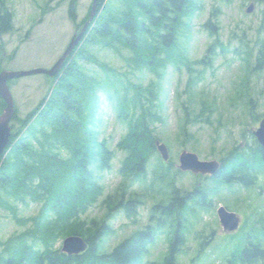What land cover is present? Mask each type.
<instances>
[{
    "label": "trees",
    "instance_id": "16d2710c",
    "mask_svg": "<svg viewBox=\"0 0 264 264\" xmlns=\"http://www.w3.org/2000/svg\"><path fill=\"white\" fill-rule=\"evenodd\" d=\"M253 1L262 4L264 17V0ZM4 3L5 0H0V34L13 29V13ZM76 5L77 0H70L68 14L80 30L89 17L92 3L80 21L76 19ZM201 6L199 0H97L93 20L64 61L60 73L49 77L45 96L24 117L18 115L17 109L12 117L10 142L0 157V205L24 228L5 239L0 238V264L143 263L148 245L155 238V230L153 233L149 224L108 252H101L99 245L111 232L107 222L115 211L122 209L133 214L136 210L138 198L136 192L129 189L146 181L148 163L157 152L155 141L159 137L155 121L161 117L155 101L159 92L153 81L144 84L124 78L89 47L100 45L111 49L135 69L158 76L163 75L169 63L178 69L181 63L188 70L195 62L207 63L216 53L218 20L211 18L204 25L210 30L213 42L202 58L189 60L178 44L179 36L191 31L186 20ZM213 11L211 17L217 19L218 8ZM123 48L130 54L125 56ZM84 60L96 65L102 75L89 72L82 64ZM263 62L264 43L257 51L253 69L259 70ZM196 82L193 75L188 76L185 91L191 93ZM102 95L116 100L113 105L126 124L125 133L117 142V147L124 152L119 168L123 181L114 193L105 195L102 200L108 206L106 218L84 220L82 215L104 193L98 171L108 170L114 155L107 140L99 139L97 126ZM247 102L252 121L258 122L264 113L256 112L251 95ZM4 107L5 102L0 98V113ZM188 121L186 114L185 122ZM240 136L242 141H236L219 156L217 174L206 176L209 184L247 187L264 174V147L250 128L242 130ZM166 167L158 158L153 169L154 183L166 179L167 172L163 171ZM176 173L181 171L176 170ZM175 178L172 174L168 180L167 204L159 202L154 206L161 211L159 226L178 220L183 207L210 202L208 189L194 186L181 192L176 188ZM18 202H36L39 209L35 215L21 216ZM178 222L173 236L168 237L163 264H179L177 256L185 243V227ZM259 227L252 229L253 234L243 240L244 245L232 251L228 264H255L264 258V225ZM70 234L85 238L88 246L83 252L68 255L57 245Z\"/></svg>",
    "mask_w": 264,
    "mask_h": 264
},
{
    "label": "rangeland",
    "instance_id": "374dc122",
    "mask_svg": "<svg viewBox=\"0 0 264 264\" xmlns=\"http://www.w3.org/2000/svg\"><path fill=\"white\" fill-rule=\"evenodd\" d=\"M69 2L70 0H5L4 4L13 13V29L0 34L2 69L19 71L50 68L77 32L68 14ZM92 2L93 0H77V21L87 14ZM199 2L202 3L201 9L186 20L191 31L180 35L178 44L189 60L202 58L208 45L213 42V36L204 23L209 18L212 21L218 20L216 53L211 55L207 63L195 62L188 70L181 63L178 65L179 69L175 64L169 63L163 70V75L158 76L146 70L135 69L111 49L100 45L89 47L101 60L119 70L124 78L144 84L153 81L157 86L159 93L155 103L161 120L155 121L156 133L158 140L167 146L169 152L166 162L158 152L153 153L147 166L146 181L129 189L136 192L138 198L135 212L127 214L121 209L113 213L107 222L111 232L103 237L99 245L101 252L110 251L118 242L149 224L153 233L155 230V238L148 245L142 264H163L168 237L173 236L180 221L185 227V243L177 256L179 264H228L232 251L245 244L243 240L253 234L252 229L264 225V174L259 176L254 185L247 187L238 184L215 187L209 184L203 174L188 171L175 174L179 170V155L182 151L194 152L202 160L219 161L221 154L236 141H242V130H253L258 126L259 121H252L247 102L250 95L255 101L256 112L264 113V62L259 70L253 69L257 51L264 43L262 4L253 0ZM251 2H254V9L247 13L245 9ZM215 7L218 8L217 19L211 17ZM122 52L125 56L130 54L126 48ZM82 64L89 72L102 75V71L93 63L84 60ZM190 75L197 82L191 89L192 92L188 93L185 88ZM49 83V77L45 73L10 79L8 85L14 111L17 109L18 115L24 117L45 96ZM101 98L100 122L97 126L99 139L107 140L114 155L111 167L98 171L104 193L82 215L84 220L94 218L99 221L106 218L108 206L102 200L105 195L114 193L123 181L119 168L124 152L117 147V142L124 135L126 124L118 117L117 107L113 105L116 100H108L105 95ZM186 114L189 120L187 123ZM158 158L168 168L163 170L167 172L166 179L154 183L153 169ZM159 165L161 166V162ZM172 174L176 176L175 185L179 191H188L194 186L208 189L210 202L196 204L192 208L183 207V211L177 216L178 220L159 226L157 222L161 211L154 206L159 202L167 204V185ZM219 205L240 217V225L236 231L223 230L217 216ZM18 208L19 215L31 216L37 213L39 204L18 202ZM23 228V225L12 219L9 210L0 205V238L5 239ZM63 238L57 242L60 247ZM255 264H264V258Z\"/></svg>",
    "mask_w": 264,
    "mask_h": 264
},
{
    "label": "water",
    "instance_id": "95a60500",
    "mask_svg": "<svg viewBox=\"0 0 264 264\" xmlns=\"http://www.w3.org/2000/svg\"><path fill=\"white\" fill-rule=\"evenodd\" d=\"M97 0H93V4L90 10V14L83 27L78 33H75L67 45L65 51L56 60V62L48 69L34 68L29 70L19 71H0V97L5 101V107L0 113V157L3 156L11 137V125L10 121L14 115V104L11 91L9 89L8 80L16 77L45 73L50 77H54L60 73L62 65L66 58L71 54L73 48L79 43L90 22L92 21L96 12ZM254 9V4L250 3L245 11L250 13ZM253 134L256 137L259 144L264 147V117L258 123V126L253 129ZM155 146L160 156L164 161L169 158V152L167 146L159 141H155ZM220 162L218 160H202L194 152L184 150L179 155L178 168L182 171H192L194 173L215 175L219 169ZM217 216L219 222L224 231H234L239 227L240 217L232 211H229L225 206L219 205L217 208ZM87 241L78 234H71L63 238L61 250L68 255L78 254L83 252L87 248Z\"/></svg>",
    "mask_w": 264,
    "mask_h": 264
}]
</instances>
